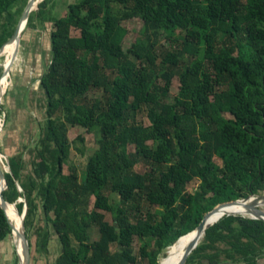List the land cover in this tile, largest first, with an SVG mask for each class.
I'll return each mask as SVG.
<instances>
[{
  "label": "trees",
  "instance_id": "1",
  "mask_svg": "<svg viewBox=\"0 0 264 264\" xmlns=\"http://www.w3.org/2000/svg\"><path fill=\"white\" fill-rule=\"evenodd\" d=\"M27 2L0 0V48ZM130 22L138 36L124 49ZM53 28L31 169L22 153L10 156L2 192L19 214L27 206L30 257L46 252L51 227L62 246L55 264H162L217 204L264 195V0H76ZM70 127L97 136L81 179L74 165L64 172L73 146L85 154ZM7 215L0 208V242L12 236ZM263 253L264 221L223 216L184 264H256Z\"/></svg>",
  "mask_w": 264,
  "mask_h": 264
},
{
  "label": "rangeland",
  "instance_id": "2",
  "mask_svg": "<svg viewBox=\"0 0 264 264\" xmlns=\"http://www.w3.org/2000/svg\"><path fill=\"white\" fill-rule=\"evenodd\" d=\"M75 1L76 0H51L46 8L34 12L33 26L29 28L27 25L23 32L17 59H14V53L11 54L9 61L11 60L12 63L8 67V59L5 56H0L1 73L4 72L2 68L6 67H8L10 71V85L6 89V93L3 96L0 105V108L2 107L4 111L3 114L5 115L4 126L0 129V154L3 157V163L7 167V170L8 164L6 160L17 153L23 154V158L27 162L28 170L31 169L30 160L32 159V153L30 151L36 147L41 131L40 125H43L46 120V96L44 90L40 88L39 79L40 75H42L45 68L50 63V36L54 29L53 23L55 19L66 16L68 13V4L74 3ZM44 19L46 20L43 21ZM3 22H6V17H4ZM126 25L128 27V32L124 35L121 41L124 49H128L138 36V33L133 30V28L137 26V22H130ZM14 27H12V25L9 26V32H12ZM72 35L78 36L79 33L73 31ZM162 44L163 46L167 45V42L163 37ZM38 55L42 56L41 64L44 67L43 71L40 70V72L36 67H31L32 65L28 64L29 60L31 62L39 58ZM20 75L21 77L19 78ZM178 85V78L177 76H174L171 80V86L167 97L168 100H171L176 94ZM13 95L17 97L18 104L15 103ZM139 120L144 125L149 124L145 113L140 114ZM68 135L72 141H76L79 136L84 138V143L78 142L77 146L84 149L85 154H80L73 146L70 151L68 162L64 166V172L68 174L69 166L74 165L77 168L79 178L81 179L85 175L89 156L92 155L98 147L97 136L94 133H87L86 130L81 127H70ZM215 160L218 163L220 162L217 158ZM0 163L2 165V171H4L3 163ZM135 170L137 172H145L148 169L143 164H139L135 167ZM197 185L198 180L190 182L188 184V190L193 191L196 189ZM261 209L264 211V208ZM39 216L41 217L42 215L39 214ZM106 217L108 220L111 219L110 215H107ZM38 218V226L43 225V222L40 223ZM48 230L50 240L48 246H46V252L36 253L35 248L33 247L29 264H55V260H57L62 251V246L53 229L49 227ZM98 237L99 234L97 230L95 228L92 229L91 240H97ZM32 241L34 242V240ZM188 241V238L180 240L175 246L167 249L166 256L161 257L160 262L165 264L169 259L173 258V256H177L186 247ZM15 242V234L14 236L9 235L0 242V264H19L14 247ZM140 245L141 241L136 239L134 241L135 251L138 250Z\"/></svg>",
  "mask_w": 264,
  "mask_h": 264
},
{
  "label": "water",
  "instance_id": "3",
  "mask_svg": "<svg viewBox=\"0 0 264 264\" xmlns=\"http://www.w3.org/2000/svg\"><path fill=\"white\" fill-rule=\"evenodd\" d=\"M44 0H28L27 5L25 7V9L23 10V13L20 17V20L18 22V25L12 35V37L8 40L7 43H5L1 48H0V56L1 54L5 51V49L15 43L16 44V48L14 51V59H17L18 53H19V47H20V42H21V38L23 35L24 30L27 27L28 21H29V17L30 14L36 10L39 6V4L41 2H43ZM7 74L9 73L8 69L5 68L4 72L2 74H0V105H1V101L3 98V79H2V75H4V73ZM6 160V159H5ZM7 164H8V170H5V172L2 171L1 167H0V180H1V186H0V208L4 211V213L6 214L7 218V209H6V205H12L15 209V213L17 215H19L20 217V224H19V230L17 231V235H18V242L20 245V254L17 255L18 257V261L19 264H29L30 262V254H29V244H28V239L26 238L25 234H24V226H23V219L25 214L27 213V206L24 205V210H22L21 214L18 213L16 207H15V203H8L6 202L3 197H2V192L6 189V178H5V173H10V168H9V161L8 159L6 160ZM19 191L22 192V188L20 186H18ZM250 200H262L264 201V195L261 196H249L245 199H240V200H235V201H231V202H226V203H219L217 204L215 207L212 208V210H210L209 212L205 213L204 216L202 217L200 223L197 225V227L191 231L190 233L186 234H192L191 239L188 241L183 254L181 255L180 259L177 261V263L175 264H184L188 255L194 250V248L198 245L199 241L202 239L204 232L207 228H209L211 225H213L214 223H216L217 221H219L220 218H222L223 216H235V215H239L241 217H245L248 219H256V220H262L264 221V211L261 209L260 206H258L255 203H250V204H246V202H250ZM17 202H24V199L20 198L18 199ZM240 203H245V213L250 216H243L242 214L239 213H228L226 211H223L224 209L240 204ZM216 217L214 219H211L213 216ZM9 219V218H8ZM10 221V220H9ZM10 226H11V232L10 234L13 233L14 229H16V226H14L11 221H10ZM185 235V236H186ZM181 238V237H180ZM179 238V239H180ZM178 239V240H179ZM177 240V241H178ZM176 241V242H177Z\"/></svg>",
  "mask_w": 264,
  "mask_h": 264
},
{
  "label": "bare ground",
  "instance_id": "4",
  "mask_svg": "<svg viewBox=\"0 0 264 264\" xmlns=\"http://www.w3.org/2000/svg\"><path fill=\"white\" fill-rule=\"evenodd\" d=\"M15 48H16V44L15 43L9 45L5 49V51L1 54V56H5L8 59V62H9V59H10L9 57H10L11 54L14 53ZM2 92L4 93V86H3ZM0 162L3 163V157L1 156V154H0ZM3 166H4V171L7 170V167L4 165V163H3ZM0 167L2 169L1 163H0ZM255 202H256V204L258 206H260L261 208H264V201H262V200H252V201L250 200V202L248 201V202H246V204L255 203ZM244 205H245V203H243V204L240 203V204L228 207V208L224 209L223 211H226L228 213H239V214H242L243 216H250L249 214L247 215L245 213V206ZM6 209H7V211H9L11 213L12 218H13V225L16 226V229H14V231H13V233L11 235L12 236H14V234L16 235V242H15L16 244L14 243V247H15L17 255H19L20 254V245H19V242H18L17 231L19 230L20 217H19V215H17L15 213V209H14V207L12 205H6ZM215 217H216V215L213 216L211 219H214ZM191 237H192V234H189V235H186V236L182 237L180 240H184V239H187V238L190 240ZM184 249L177 256L175 255V256H173V258L169 259L165 264H175V263H177V261L180 259L181 255L183 254Z\"/></svg>",
  "mask_w": 264,
  "mask_h": 264
},
{
  "label": "crops",
  "instance_id": "5",
  "mask_svg": "<svg viewBox=\"0 0 264 264\" xmlns=\"http://www.w3.org/2000/svg\"><path fill=\"white\" fill-rule=\"evenodd\" d=\"M39 56V58H37V59H35V60H33V58H32V60L33 61H31L30 62V60L28 61V64L29 65H32L31 67H36L37 68V70L40 72V70H42L43 71V65L41 64V61H42V56L41 55H38ZM27 62V61H26ZM11 63H12V61L10 62L9 61V63H8V67H9V65H11ZM42 65V66H41ZM8 67H6L8 70H9V68ZM43 74V73H42ZM42 75H40V77H41ZM21 77V75L19 76V78ZM21 88V87H20ZM16 96H17V94H16ZM13 98L15 99V103H17L18 104V102H17V97H15V95H13ZM255 263L256 264H264V253L262 254V255H260L259 257H257L256 258V260H255ZM226 264H245V263H243V262H239V263H226Z\"/></svg>",
  "mask_w": 264,
  "mask_h": 264
},
{
  "label": "built area",
  "instance_id": "6",
  "mask_svg": "<svg viewBox=\"0 0 264 264\" xmlns=\"http://www.w3.org/2000/svg\"><path fill=\"white\" fill-rule=\"evenodd\" d=\"M4 119H5V115L2 114V116L0 117V129L3 128L4 126Z\"/></svg>",
  "mask_w": 264,
  "mask_h": 264
}]
</instances>
